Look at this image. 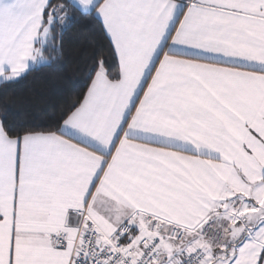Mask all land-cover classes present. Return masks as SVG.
<instances>
[{"label":"snow or ice","instance_id":"snow-or-ice-1","mask_svg":"<svg viewBox=\"0 0 264 264\" xmlns=\"http://www.w3.org/2000/svg\"><path fill=\"white\" fill-rule=\"evenodd\" d=\"M77 19L111 59L0 115V264H264V0H0V88Z\"/></svg>","mask_w":264,"mask_h":264},{"label":"trees","instance_id":"trees-1","mask_svg":"<svg viewBox=\"0 0 264 264\" xmlns=\"http://www.w3.org/2000/svg\"><path fill=\"white\" fill-rule=\"evenodd\" d=\"M111 50L94 23L77 19L64 34V55L57 65L30 71L7 88H0V115L40 123L44 114L66 106L84 91L90 60Z\"/></svg>","mask_w":264,"mask_h":264}]
</instances>
